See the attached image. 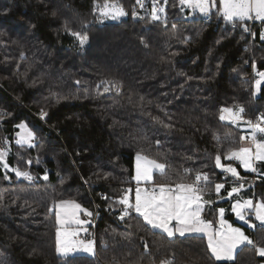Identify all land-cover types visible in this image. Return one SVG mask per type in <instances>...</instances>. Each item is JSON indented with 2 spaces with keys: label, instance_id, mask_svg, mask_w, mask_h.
<instances>
[{
  "label": "trees",
  "instance_id": "trees-1",
  "mask_svg": "<svg viewBox=\"0 0 264 264\" xmlns=\"http://www.w3.org/2000/svg\"><path fill=\"white\" fill-rule=\"evenodd\" d=\"M106 2L126 17L99 22ZM137 10L134 0H0V143L9 146L10 166L35 177L0 164V264H156L173 254L175 264L264 262L247 245L233 261H215L203 236L169 240L135 214L118 219L113 200L121 186L132 188L138 151L168 164L155 183L189 182L202 171L211 184L221 180L215 155L240 147L238 129L219 119V107L242 106L248 119L264 115V84L254 90L256 72L264 71L261 22L245 32L217 10L208 20L185 18L179 0H167L158 21L149 12L133 16ZM73 31L87 32L88 42L81 46ZM102 81L118 82L120 91L103 92L109 85ZM23 122L36 136L31 147L16 143ZM236 167L257 178L256 198L264 200V162L257 174ZM61 200L97 212L95 255L57 254ZM244 229L264 246V225Z\"/></svg>",
  "mask_w": 264,
  "mask_h": 264
},
{
  "label": "snow or ice",
  "instance_id": "snow-or-ice-1",
  "mask_svg": "<svg viewBox=\"0 0 264 264\" xmlns=\"http://www.w3.org/2000/svg\"><path fill=\"white\" fill-rule=\"evenodd\" d=\"M136 3L141 8L144 7L143 0H136ZM159 0H153L151 8V18L153 21L160 20L159 13H163L165 9L158 7ZM167 3V0H164ZM181 5L198 10L205 16H208L212 9L217 10V14L224 21L233 25L240 23L245 31H250L247 24L249 20L259 21L264 25V0H179ZM102 18H110L116 20L126 16L127 13L123 7L117 5L105 4L99 9ZM137 13L133 11V16ZM71 34L77 38L80 45L88 42L89 36L87 32L73 31ZM260 39L264 40V29L261 30ZM255 69L256 65L253 63ZM259 77L255 81L256 91H260L261 85L264 84V71H258ZM79 83V81H77ZM102 84L109 86L103 87V92H109L115 89L120 91V84L114 81H102ZM100 85H97L99 89ZM245 109L241 106L237 109L232 107H222L220 109L219 119L228 121L236 125H246L248 135H241L240 141L245 142L239 148H233L223 155L226 161H238L240 166L252 173H257L256 165L264 162V115L257 118L256 122L251 119H245L243 113ZM47 113L41 111V118ZM156 119V118H154ZM161 123H163L161 121ZM20 129L17 132V144H27L29 147L33 145L36 139L35 133L28 128L26 124H19ZM166 128H172V124H164ZM258 134H262L258 138ZM219 142V137H215ZM154 143L161 145L160 140H155ZM6 150H0V164L5 169L10 166L6 162ZM215 167L225 173L231 174L232 177L241 179L240 173L236 166L232 163H222V156L217 153L214 157ZM31 164V161L27 162ZM168 164L160 162L156 158L138 151L135 155V175L132 180L135 181V189L127 188L122 195L113 200L114 205L119 206V217L121 221H126V218L135 217L142 218L143 222L150 226L151 229L159 230L169 240L179 236L185 237L186 234H204L207 237V249L215 261H233L237 250L242 245L251 246L256 254L264 257V246H258L245 232L239 227H233L224 219L225 209L219 208L218 227L214 226V222L204 218L205 206L212 203L211 200L205 199V192L210 184V175L208 172L195 171L194 179L191 182H185L181 177L178 181L172 183H155L154 172L160 175H166ZM14 171L17 177H22L32 181L35 179L30 172L21 171L19 167L10 169ZM186 174L193 172L192 169H184ZM6 179L8 177H5ZM43 179L47 180L45 175ZM224 183L214 185L215 193L220 197L221 189H224ZM244 188L240 183L238 186H233L227 191V197L231 198L234 194H239ZM223 199L224 197H220ZM104 199H109L104 197ZM52 211V209H49ZM113 211L116 209L113 208ZM231 211L235 216L249 224L250 227H255L251 224L248 217L254 215L255 219L264 225V200L254 202L253 199H237L231 206ZM92 217L93 213L75 200H61L55 204V215L57 222L56 230V251L60 255H68L71 253H88L95 255L96 242L93 239H84L81 233H87L88 229L84 225L90 223L89 220L80 218V214ZM147 244L145 250L147 251ZM34 252L36 250H33ZM159 264H175L174 254L172 258L160 260Z\"/></svg>",
  "mask_w": 264,
  "mask_h": 264
},
{
  "label": "crops",
  "instance_id": "crops-1",
  "mask_svg": "<svg viewBox=\"0 0 264 264\" xmlns=\"http://www.w3.org/2000/svg\"><path fill=\"white\" fill-rule=\"evenodd\" d=\"M222 19V18H221ZM236 164L233 165V166H240L239 162L238 161H235ZM135 167V165H134ZM241 167V166H240ZM242 168V167H241ZM243 169V168H242ZM244 170V169H243ZM246 171V170H244ZM250 172V171H248ZM134 175H135V168H134ZM135 183V181H133ZM217 183H223L221 180L220 181H217V182H213L211 184H209V187H208V190L205 192V199L206 200H211L212 203L210 205H206L205 206V211H204V218L207 219V220H211L214 222V226L218 227V220H219V214H218V209L219 208H224L225 209V214H224V219L233 225V227H237V226H240V227H243V229L245 227H248L247 225H243L239 222V220H237L235 214L231 211V206L233 203H235V201L237 199H243V198H251V196L249 195L248 193V189L245 187L244 189L241 190V192L239 194H234L233 197L231 198H228L227 197V191H229L232 186H226L224 187V189H221V192H220V197H224L223 199H221L220 197L217 196V194L215 193V188H214V185L217 184ZM252 199V198H251ZM83 207V206H82ZM85 208V207H84ZM208 212V213H207ZM228 213H231V216H232V219L233 221H231L229 218H228ZM80 218L83 219V220H89L90 223L84 225V227H86L88 229L87 233H81L83 234L82 237L84 238H88V239H93L94 238L92 237L91 235V219L90 217H87V216H84L83 213L80 214ZM257 221V220H256ZM258 223H260L259 221H257ZM58 227V225H57ZM249 228V227H248ZM159 231V230H158ZM244 232L246 235L247 232L245 231L244 229ZM186 235H199V236H203L207 242V237L204 236V234H196V233H193V234H186ZM243 246V245H242ZM241 246V247H242ZM240 247V248H241ZM239 248V249H240ZM238 249V250H239ZM237 250V251H238ZM237 253V252H236ZM88 255V256H92L91 254H88V253H82V252H78V253H75V255ZM236 255V254H235ZM60 256V255H59ZM67 256H70V254L68 255H65L64 257H67ZM106 264H112V263H106ZM156 264H159V263H156Z\"/></svg>",
  "mask_w": 264,
  "mask_h": 264
},
{
  "label": "rangeland",
  "instance_id": "rangeland-1",
  "mask_svg": "<svg viewBox=\"0 0 264 264\" xmlns=\"http://www.w3.org/2000/svg\"><path fill=\"white\" fill-rule=\"evenodd\" d=\"M134 2H135V5H137V7H138V10L137 11H135L136 13H137V15L136 16H138V15H142V14H144V13H147V12H149V14L151 15V8H152V4H153V0H143V3H144V7L143 8H141L140 7V5L139 4H137L136 3V0H134ZM105 4H108V5H117V6H120L119 4H117V3H114V2H106ZM105 4H103V5H101L100 7H98L97 8V19H98V21L99 22H109V21H119V20H121V19H123L124 17H126V16H123V17H120V18H118V19H116V20H112V19H110V18H102L101 16H100V12H99V9H101V8H103L104 7V5ZM181 5V4H180ZM158 7H163L164 9H165V3H164V1L163 2H159L158 3V5H157ZM121 7V6H120ZM181 9H182V13H183V17H185V18H191V17H194V16H196V17H203V19H208V18H210V14L208 15V16H205V15H203L202 13H200L198 10H196V9H192V8H189V7H187V6H184V5H181ZM216 9H212V11H215ZM124 11H125V9H124ZM126 12V11H125ZM127 13V12H126ZM159 15H160V19H164L165 18V11L163 12V13H159ZM217 17H219V15L216 13L215 14ZM220 18V17H219ZM262 29H264V25H263V28ZM78 41V40H77ZM264 41V40H263ZM78 43H79V41H78ZM80 44V43H79ZM259 77L257 76V72H256V78H255V81L258 79ZM255 81H254V90H255V95H258L259 94V91H256V88H255ZM222 107H225V106H221V107H219V115H220V109L222 108ZM233 109H237L238 107H240V106H237V107H234V106H231ZM244 116V115H243ZM261 116V115H260ZM260 116H258V117H260ZM245 117V116H244ZM258 117H256V118H254V119H251V120H253V122H256L257 121V118ZM245 119H248V118H246L245 117ZM23 124H26L25 122H23ZM27 125V124H26ZM237 129H238V131H239V137L242 135L241 134V132L242 131H244V130H246V128H247V126L246 125H243V124H240L239 126L238 125H236V124H233ZM28 126V125H27ZM29 128V127H28ZM30 129V128H29ZM20 131V129L18 130V132ZM261 135L262 134H258V138H261ZM18 139V138H17ZM16 139V140H17ZM245 142H242V141H240V146H242L243 144H244ZM0 150H6L7 151V153H8V150H9V146H8V144H1L0 143ZM5 159H6V157H5ZM7 162V161H6ZM232 163L233 165H235L236 164V162L235 161H226V160H224L223 159V156H222V163H225V164H227V163ZM2 165V164H1ZM10 166V165H9ZM2 167H3V165H2ZM256 167H257V169H258V164L256 165ZM4 168V167H3ZM12 168H16V167H12V166H10L8 169H6L8 172H12V173H14L15 174V172L14 171H11L10 169H12ZM135 168V167H134ZM5 169V168H4ZM259 172V171H258ZM257 172V173H258ZM156 172H154V174H155ZM257 173H255V174H257ZM153 174V175H154ZM16 175V174H15ZM19 178H22V177H19ZM257 179V178H256ZM134 181V180H133ZM133 184H134V182H133ZM157 184H159V183H157ZM239 184H236V185H233V186H238ZM244 185V188L246 187L247 189H249V186L247 185V184H243ZM232 186V187H233ZM128 188H131V187H128ZM243 188V189H244ZM132 189H133V195H134V189H135V186H132ZM249 191V190H248ZM123 193V192H122ZM251 196V195H250ZM251 198H252V196H251ZM243 199H248V198H243ZM243 199H241V200H243ZM253 199V198H252ZM253 201L254 202H256V201H260V199H257V198H255V199H253ZM58 202V201H57ZM56 204V203H55ZM89 210V209H88ZM90 211V210H89ZM92 212V211H91ZM93 213V215H92V217H90V219H91V222L93 223V222H95V218H96V216H97V212H92ZM118 216H119V212H118ZM250 216H254V215H250ZM250 216L248 217V219H249V221L251 222V224H253V221L251 220V218H250ZM237 218V217H236ZM237 220H239L238 218H237ZM239 222L241 223V224H243V225H247L249 228H251L250 226H249V224H246L245 222H243V221H241V220H239ZM261 224V223H260ZM91 225H94V223L93 224H91ZM237 227H239V228H241L243 231H244V229H243V227H240V226H237ZM92 232H93V230L91 229V235H92ZM81 235H83V234H81ZM93 237V236H92ZM82 238H84V237H82ZM84 239H88V238H84ZM83 253V252H82ZM58 255H60L59 253H57ZM95 254H96V251H95ZM73 255H75V253H71L70 254V256H73ZM61 257H64L65 255H60ZM236 256V255H235ZM261 264H264V262L263 263H261Z\"/></svg>",
  "mask_w": 264,
  "mask_h": 264
},
{
  "label": "built area",
  "instance_id": "built-area-1",
  "mask_svg": "<svg viewBox=\"0 0 264 264\" xmlns=\"http://www.w3.org/2000/svg\"><path fill=\"white\" fill-rule=\"evenodd\" d=\"M206 20H208V19H206ZM255 22H259V21H254V20H249V21H247V26H248V28L249 29H252V27H253V24L255 23ZM228 24H231V23H229V22H227ZM231 25H233V24H231ZM244 30V29H243ZM245 31V30H244ZM245 32H248V31H245ZM241 134L242 135H248L249 133L246 131V130H244V131H242L241 132ZM220 173H221V181L223 182V183H225V184H229V185H236V184H240V183H242V184H247L248 186H249V189H250V192H251V196H252V198L253 199H255L256 198V193H255V190H256V183H257V179H256V177H246V176H241L240 175V177H241V179H239V180H237V178H235V177H232L231 176V174H229V173H225V172H223V171H221L220 170ZM194 179V178H193ZM192 179V180H193ZM191 180V181H192ZM191 181H189V182H191ZM133 186H135V183L133 184ZM128 187L127 186H121V191L123 192L125 189H127ZM250 218H251V220L253 221V224L255 225V227L253 228V227H251V230L252 231H255L256 229H258L260 226H261V224L260 223H258L257 221H256V219H255V217L254 216H250ZM94 223V222H93ZM92 223V224H93ZM94 226V225H93ZM81 237H82V235H81Z\"/></svg>",
  "mask_w": 264,
  "mask_h": 264
}]
</instances>
